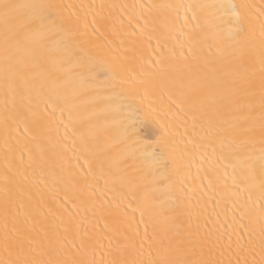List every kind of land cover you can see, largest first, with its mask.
I'll return each mask as SVG.
<instances>
[{
    "label": "snow or ice",
    "instance_id": "1",
    "mask_svg": "<svg viewBox=\"0 0 264 264\" xmlns=\"http://www.w3.org/2000/svg\"><path fill=\"white\" fill-rule=\"evenodd\" d=\"M0 264H264V0H0Z\"/></svg>",
    "mask_w": 264,
    "mask_h": 264
},
{
    "label": "bare ground",
    "instance_id": "2",
    "mask_svg": "<svg viewBox=\"0 0 264 264\" xmlns=\"http://www.w3.org/2000/svg\"><path fill=\"white\" fill-rule=\"evenodd\" d=\"M120 2H128L131 3L132 0H120ZM161 121L162 122H171V116H168L166 113H161ZM180 131L182 132L183 129H180Z\"/></svg>",
    "mask_w": 264,
    "mask_h": 264
}]
</instances>
